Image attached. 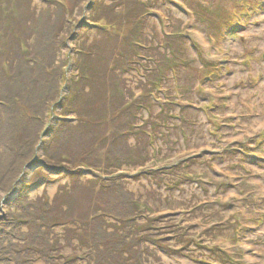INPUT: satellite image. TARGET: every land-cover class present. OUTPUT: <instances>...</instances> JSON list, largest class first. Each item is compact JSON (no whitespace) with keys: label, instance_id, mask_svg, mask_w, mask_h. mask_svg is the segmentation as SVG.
Wrapping results in <instances>:
<instances>
[{"label":"rangeland","instance_id":"obj_1","mask_svg":"<svg viewBox=\"0 0 264 264\" xmlns=\"http://www.w3.org/2000/svg\"><path fill=\"white\" fill-rule=\"evenodd\" d=\"M17 1L21 14L39 30L52 31L57 24L61 28L62 41L53 48L52 60L63 73L57 103L70 95L77 79L73 77L83 71L77 49L91 54L87 58L97 67L85 71L92 82L81 81L84 98L77 113L89 123L79 125L77 113L62 119L70 125L61 124L54 111L53 116L44 114V132L33 159L13 177L12 189L0 193V219L8 211L19 212V198L34 202L46 197L49 205L72 218L68 229L88 232L89 217L108 193L103 187L113 183L139 203L146 217L136 220L138 241L133 240L142 264H264V0L68 2L70 24L48 11L46 0ZM140 2L148 6L142 8ZM235 19L242 23L237 30ZM98 21L108 30L100 29ZM139 32L142 57H133L136 70L124 74V40ZM52 36L43 39L49 42ZM39 38L31 31L28 44L35 55L51 47ZM129 106L141 107L134 112L136 128L122 142L121 166H112L113 174L107 176L104 168L113 162L106 155L120 119L116 107ZM7 120L0 114V134ZM73 147L79 153L74 155ZM65 154L73 163L84 161L103 170L87 167L76 173L81 166L70 167L61 156ZM53 159L61 168H46ZM1 164L0 156V177ZM32 181L39 184L21 192ZM102 220L108 232L123 222ZM64 227H57L55 234L65 258L55 264L74 257V264H89L88 250ZM217 248L226 251L225 257Z\"/></svg>","mask_w":264,"mask_h":264},{"label":"trees","instance_id":"obj_2","mask_svg":"<svg viewBox=\"0 0 264 264\" xmlns=\"http://www.w3.org/2000/svg\"><path fill=\"white\" fill-rule=\"evenodd\" d=\"M87 1L46 0V4L47 10L53 12L56 18H62L63 24H70L69 17L72 13V6L70 7L67 3L80 5L86 4ZM139 4L142 8L148 6L146 2H140ZM188 9H191V7ZM194 13L192 11V14ZM141 17L142 15L137 18L139 24L142 22ZM0 21V46H4L0 47V52H3L2 55L0 54L3 56V59L0 60V114L6 115L8 119L6 127L0 134V147L2 149L0 156L3 158L1 168L5 174V176L2 174L0 177V193H7L12 189L15 182L13 177L21 171V167L26 162L34 157V147L37 145L40 135L44 132V114H47L48 111L52 116L57 113L58 119L62 121V119L79 112V103L84 98L81 81L85 83L92 82L91 76L85 71L93 69L95 72L97 66L88 60L87 57H91V54L86 53L81 48L77 49L75 54L81 58L77 62L80 64L79 68L83 71L78 72L76 77H73L77 79L73 81V89L70 95L63 98L62 102L57 103L60 100L59 93L61 91L58 78H61L63 73L61 67L60 69L54 68L55 66H52V64L54 63L53 48H58L59 43L62 41V33H58L61 28L57 24L52 31H46L45 29L43 32V30H39V26L35 21H29L24 13L21 14L17 0H0ZM237 21L232 23L233 28H235ZM95 23L100 29L108 30L107 26L99 23V21ZM31 31L39 35L44 47L48 48L51 45L49 50L43 48L42 53L36 55L33 53L31 46L28 44ZM47 34L53 35L52 40L49 41L50 43L43 39ZM116 35L121 37L117 33ZM140 35L139 32L135 36L127 37L124 40V52L121 54L123 59L121 64H124L122 72L124 74L136 70V63L132 60L133 57H142L143 44H141ZM208 39L215 44L216 40L213 36H209ZM39 48L37 47V49ZM128 50L129 55L127 56ZM6 54H10V57ZM118 90L116 89L117 94L119 93ZM58 107L61 108L60 112L57 111ZM134 107L136 108L133 109L129 106L122 110H120V107H116L119 108L117 114L120 115V119L117 122L119 123L116 125L117 128L114 127L115 129H113L112 146L106 155V158L113 162L111 165L107 164L104 168L107 176L113 174V172H110L112 166L113 168L121 166L119 162L124 158V155L120 152L123 148L122 142H125V138L136 128L135 122H137V119L134 112L141 107ZM113 114H116V112ZM77 120L80 122L79 125L89 123V119L80 113ZM61 124L70 125L66 121H62ZM121 127L127 128L120 130ZM84 148H86V145H84ZM73 150L74 155L79 153V147H73ZM61 156L69 164L71 163L70 167L81 166L77 167L76 173H81L80 170L87 167L103 170L99 165L90 166L84 161L73 163L74 161L68 155ZM137 160L138 163L142 164L140 159ZM135 164L132 163V165ZM46 168L51 170L61 168V165L53 159V164L47 165ZM19 178H21V175ZM116 178L109 177V179ZM9 180L10 182L6 184ZM41 180L48 184L52 183L47 177H41ZM36 184H39L38 181L25 184L21 192L25 193ZM113 186L116 187V184L112 183L103 187L108 193L101 199L104 203L100 207L98 206L100 212L98 213V210H96L95 214L89 217L90 225H87L86 229L88 232L82 231V229L80 231L68 229L66 226L68 224L72 225V218L59 208L55 209V207L49 205L46 197L34 202L27 201L26 198H19L15 203V207L19 212L12 214L11 211H8L5 219H0V264H29V261L34 262L35 260H42L46 264H55L57 259L65 258L62 254L64 245L55 234V229L61 226H65V233L75 235L79 245L88 250L85 257L91 259L89 264L90 261H93V264H142L141 258L137 257L136 252L133 251V245L135 241H138L139 227L136 220L146 217H143V213H140L139 203L131 200L130 196L119 189H114ZM122 209L124 210L119 211ZM103 217H110L123 222L118 228L116 226L109 227L113 230L108 232V228L103 229L105 225L102 220ZM84 222L87 221L82 223ZM142 237L139 236V239L141 240ZM217 251L222 253L220 248L219 250L217 248ZM139 253L141 254V252ZM223 256L225 257V254ZM33 259L35 260L33 261ZM76 260L74 257L63 264H74Z\"/></svg>","mask_w":264,"mask_h":264},{"label":"water","instance_id":"obj_3","mask_svg":"<svg viewBox=\"0 0 264 264\" xmlns=\"http://www.w3.org/2000/svg\"><path fill=\"white\" fill-rule=\"evenodd\" d=\"M12 194V193H11Z\"/></svg>","mask_w":264,"mask_h":264}]
</instances>
